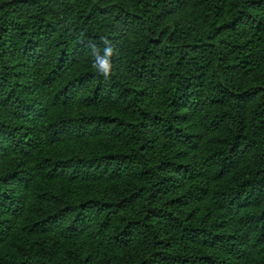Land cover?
<instances>
[{
	"label": "trees",
	"instance_id": "trees-1",
	"mask_svg": "<svg viewBox=\"0 0 264 264\" xmlns=\"http://www.w3.org/2000/svg\"><path fill=\"white\" fill-rule=\"evenodd\" d=\"M0 264H264V0H0Z\"/></svg>",
	"mask_w": 264,
	"mask_h": 264
},
{
	"label": "clouds",
	"instance_id": "clouds-1",
	"mask_svg": "<svg viewBox=\"0 0 264 264\" xmlns=\"http://www.w3.org/2000/svg\"><path fill=\"white\" fill-rule=\"evenodd\" d=\"M101 42L104 45L102 54L101 49L96 47V45H91L90 54L93 58L92 67L107 79L112 72L113 65L111 57L113 56L114 49L111 46V41L107 38H101Z\"/></svg>",
	"mask_w": 264,
	"mask_h": 264
}]
</instances>
